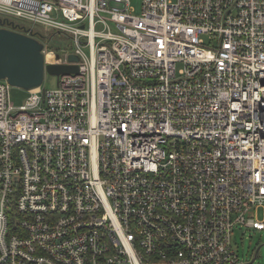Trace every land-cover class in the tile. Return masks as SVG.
I'll return each instance as SVG.
<instances>
[{"label": "built area", "instance_id": "1", "mask_svg": "<svg viewBox=\"0 0 264 264\" xmlns=\"http://www.w3.org/2000/svg\"><path fill=\"white\" fill-rule=\"evenodd\" d=\"M132 1L0 0L79 70L0 80V264H239L264 231V0Z\"/></svg>", "mask_w": 264, "mask_h": 264}, {"label": "water", "instance_id": "2", "mask_svg": "<svg viewBox=\"0 0 264 264\" xmlns=\"http://www.w3.org/2000/svg\"><path fill=\"white\" fill-rule=\"evenodd\" d=\"M0 25V80H7L11 87L32 92L43 86L46 73L55 77L78 74L77 66H45L43 43L25 27L1 19ZM70 62L77 63L78 58L71 56Z\"/></svg>", "mask_w": 264, "mask_h": 264}, {"label": "rangeland", "instance_id": "3", "mask_svg": "<svg viewBox=\"0 0 264 264\" xmlns=\"http://www.w3.org/2000/svg\"><path fill=\"white\" fill-rule=\"evenodd\" d=\"M132 6L136 10V14L140 15L142 9V0H133ZM19 24L27 27H33L37 33L41 34L40 41L46 45L48 49L60 50L64 48L72 51L74 44L71 40L63 35H55L54 30L44 26H34L27 21L17 20ZM54 48V49H53ZM43 88L47 90H54L57 88V79L55 76L45 74ZM30 94L17 87H11L10 100L15 107L23 106L28 100ZM233 247L239 256V264H250L256 257L253 264H264V231L254 230H238L236 229L233 235ZM258 252V254H257ZM257 254V255H256Z\"/></svg>", "mask_w": 264, "mask_h": 264}, {"label": "trees", "instance_id": "4", "mask_svg": "<svg viewBox=\"0 0 264 264\" xmlns=\"http://www.w3.org/2000/svg\"><path fill=\"white\" fill-rule=\"evenodd\" d=\"M36 34H37V36L40 38V37H43L41 34H39V33H37L36 32ZM52 49V48H51ZM54 49V48H53Z\"/></svg>", "mask_w": 264, "mask_h": 264}, {"label": "flooded vegetation", "instance_id": "5", "mask_svg": "<svg viewBox=\"0 0 264 264\" xmlns=\"http://www.w3.org/2000/svg\"><path fill=\"white\" fill-rule=\"evenodd\" d=\"M0 27H1V25H0ZM2 27H4V28H9V26H2ZM10 29V28H9Z\"/></svg>", "mask_w": 264, "mask_h": 264}]
</instances>
